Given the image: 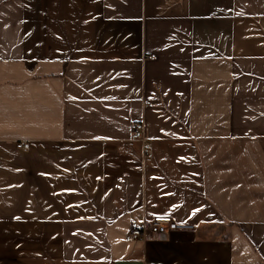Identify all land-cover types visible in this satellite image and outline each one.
Here are the masks:
<instances>
[{"label":"crops","instance_id":"0c3cea01","mask_svg":"<svg viewBox=\"0 0 264 264\" xmlns=\"http://www.w3.org/2000/svg\"><path fill=\"white\" fill-rule=\"evenodd\" d=\"M144 260L264 264V0H0V264Z\"/></svg>","mask_w":264,"mask_h":264},{"label":"built area","instance_id":"2783aa9c","mask_svg":"<svg viewBox=\"0 0 264 264\" xmlns=\"http://www.w3.org/2000/svg\"><path fill=\"white\" fill-rule=\"evenodd\" d=\"M130 127V137L141 142L142 154L144 156L149 149V144L145 134V123L142 119L135 120L131 123ZM17 146L21 148H28V143L27 141H19ZM194 229L195 224L193 222L177 221L171 215L159 214L147 217L143 214L141 218L131 220L128 231L125 235V240L132 241L135 239H146L151 236L163 238L173 231L189 232ZM143 264L156 263H150L144 260Z\"/></svg>","mask_w":264,"mask_h":264}]
</instances>
